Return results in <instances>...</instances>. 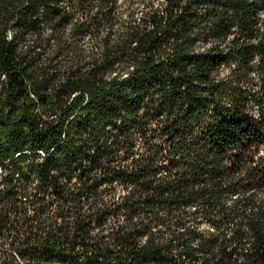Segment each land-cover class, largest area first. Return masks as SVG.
<instances>
[{
    "label": "trees",
    "instance_id": "1",
    "mask_svg": "<svg viewBox=\"0 0 264 264\" xmlns=\"http://www.w3.org/2000/svg\"><path fill=\"white\" fill-rule=\"evenodd\" d=\"M263 9L0 0V204L67 206L24 264H264Z\"/></svg>",
    "mask_w": 264,
    "mask_h": 264
},
{
    "label": "built area",
    "instance_id": "2",
    "mask_svg": "<svg viewBox=\"0 0 264 264\" xmlns=\"http://www.w3.org/2000/svg\"><path fill=\"white\" fill-rule=\"evenodd\" d=\"M21 178L17 175L15 182ZM38 181V178H33ZM0 187V194L2 193ZM42 202H36L35 191L30 188L24 193H19L15 199L2 201V207L7 206L5 215V224L0 225V258L2 256H15V248H20L21 242L27 240L34 244L35 239L39 238L45 241L50 233L55 234V239H60L62 234H57V227L68 228L64 222V215L67 213V206L61 201L49 204V196L42 198ZM36 202V203H35ZM75 215V211H71ZM71 232L74 231V223L71 222L69 227ZM59 264V263H57Z\"/></svg>",
    "mask_w": 264,
    "mask_h": 264
},
{
    "label": "bare ground",
    "instance_id": "3",
    "mask_svg": "<svg viewBox=\"0 0 264 264\" xmlns=\"http://www.w3.org/2000/svg\"><path fill=\"white\" fill-rule=\"evenodd\" d=\"M261 15H264V9L261 13ZM259 115V114H258ZM40 155H45L44 151L43 150H38L37 151ZM8 175V172L5 171V168L3 167V165H0V187H3L4 186V183H5V179H6V176ZM18 175V174H16ZM15 256L17 257V259L24 264V261L23 259L20 257V255L18 254L16 248H15Z\"/></svg>",
    "mask_w": 264,
    "mask_h": 264
},
{
    "label": "rangeland",
    "instance_id": "4",
    "mask_svg": "<svg viewBox=\"0 0 264 264\" xmlns=\"http://www.w3.org/2000/svg\"><path fill=\"white\" fill-rule=\"evenodd\" d=\"M134 1H135V5H136V6H139V1H140V0H134ZM83 210H86V208H84ZM56 264H57V263H56Z\"/></svg>",
    "mask_w": 264,
    "mask_h": 264
}]
</instances>
